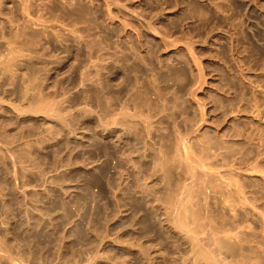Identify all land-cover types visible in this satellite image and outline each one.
Listing matches in <instances>:
<instances>
[{
  "label": "rangeland",
  "instance_id": "obj_1",
  "mask_svg": "<svg viewBox=\"0 0 264 264\" xmlns=\"http://www.w3.org/2000/svg\"><path fill=\"white\" fill-rule=\"evenodd\" d=\"M23 1L2 0L0 57L7 52L9 40L19 43L31 40L40 28L23 17ZM30 10L46 17L50 25L56 19L51 29L60 32L65 26L73 27L71 16L78 17L81 22L75 29L93 33L95 46L100 42L105 44L108 33L122 35L125 51L115 47L116 40L108 42L111 56H117V52L123 54L119 53L125 60L124 77L114 68L103 69L109 58L103 57L91 67L92 77L86 83L93 89L91 92L96 88L99 93L112 96L115 106H118L116 97H123L132 112L148 114L150 127L138 119L137 123L127 120L120 141L113 138L110 147H106L102 140L97 147L94 117L96 112L104 110L105 104L99 105L92 93L90 96L81 93L79 72L71 78L65 77L62 84L46 92L50 98L64 102L69 125L56 124L47 129L43 128L40 118H26L20 123H37L40 137H32L28 147L19 146L11 157L7 147L0 146V264H83V260L84 264H96L92 254L97 250H104L103 254L113 253V256L119 253L113 243L101 240L106 227L109 225L122 238L134 236L133 215L141 210L150 218L149 221L137 220L138 230H150L148 224L151 223L153 230L161 232L159 219L153 217L149 207L152 204L155 210L158 206L159 217L164 190L158 179H153L152 171L154 173V165L160 158V150L174 146L180 136L191 138L197 145L207 139L228 136L226 139L230 137L235 151L251 150L244 158L246 162L255 157L259 143H264V0H74L72 5L62 0H33ZM126 13H134V16ZM11 15L20 18L21 23L25 20L22 23L25 25L12 31L6 18ZM149 24L155 30L149 28ZM246 32L253 37L249 38ZM26 67V75L30 76L36 69V62ZM97 70L106 80L113 81L112 87L90 85L97 80ZM0 76V99L26 103L23 100L25 76L19 75L15 82L6 74ZM204 108L208 112L207 121L212 125L204 122L199 126L200 110ZM7 115H12L9 106L0 105V125L7 123ZM219 124L229 125L227 135ZM211 127L216 129L213 131ZM4 136L0 138L8 140ZM20 160L26 161L30 170L20 169ZM124 175L134 190L122 196L120 202L131 212L121 219L117 209V217L115 213L109 218L108 198L112 200L111 208L115 207L114 196L120 195L118 184ZM243 175L249 181L250 175ZM149 178L152 182L148 184ZM184 180L191 182L193 177L187 175ZM218 197L214 196L210 202L218 201ZM227 211L221 209L228 217ZM248 218L252 220L251 216ZM100 264L105 262L100 261Z\"/></svg>",
  "mask_w": 264,
  "mask_h": 264
},
{
  "label": "bare ground",
  "instance_id": "obj_2",
  "mask_svg": "<svg viewBox=\"0 0 264 264\" xmlns=\"http://www.w3.org/2000/svg\"><path fill=\"white\" fill-rule=\"evenodd\" d=\"M32 1L33 0L23 1L22 15L26 18L27 22L38 24L40 26L39 30L34 32V38L31 40L29 39L26 41L25 39V41L20 43L16 40H9L7 52L0 57V74L8 75L12 82H15L14 80L19 75L25 76L23 79L25 83L23 100H26V103L22 104L20 102L16 103L13 100L6 101L0 99V105L9 106L10 113L12 114L6 116L5 119L7 120V123L0 125V135L4 134L6 138H8V140H5V138L3 139V137L2 139L0 138V146L3 144L7 147V152H10H8L10 154L9 156H13L21 145L28 147L29 141L32 137L38 136L41 133L40 130L38 131L39 125L37 123H32L30 125L23 123L22 125L20 121L23 119L30 117L36 119L40 118L44 123L43 128L47 129L53 126L55 127L56 124L62 126L69 125L67 110L63 105L64 102H62V100L50 98L46 92L55 89L58 84H62L65 77H73L75 72H79L81 75V79L79 80V85L83 87L81 93L86 96H90L92 93V98H95L99 105L105 104L104 110L101 113L96 112L94 117V135L98 138L95 142L97 147L102 140L106 147H110V141H112L113 138L116 139V141H120L124 135V129L127 128V120L137 123L135 120L138 119L147 124V127H150L148 114L143 115L132 112L125 104L123 97H116L118 106H115L113 102L114 98L112 96H105L96 91V88L94 89V92H91L93 89L88 87V83H86L87 80H91L92 77L91 67L96 63L98 58L101 59L103 57H109L105 60L106 62L102 67L103 69L111 70L114 68L120 73L122 78L124 77V69L126 66L125 60L120 57V54L122 53L117 52V56H111L109 54L110 44L108 42L109 39L116 40L115 47L120 51H125L123 50L125 49V44H121L123 38L122 35L107 32L108 35L106 38L107 40L105 39L104 41L105 44L100 42L99 45L95 46L93 33L81 32L80 30L78 31L75 29V25L81 22L78 17H70L73 22L72 28L70 25V28H65V24L64 31L62 32L54 28L51 29V26L54 25V20L52 21V25H50V22L46 17L43 18L44 16L39 15L38 13L37 15L32 13L30 10V3ZM62 1L71 5L74 2V0ZM2 3V0H0V6L3 5ZM133 14H127V16L129 15L132 17L134 16ZM6 18L8 19L9 27L12 31H14L13 29L19 28V26L25 21L21 20L23 21L21 23L20 18L13 15ZM126 18L127 17H125V19ZM61 23L62 22L58 21V24ZM124 25H126V23ZM149 25V28L155 30L153 29V26L151 27L152 24ZM156 31L154 34H156ZM246 34L249 38L253 37L250 32H246ZM108 54L109 56H107ZM112 57L113 59H111ZM32 61L36 62V69L32 74H29L30 76H28L26 75L28 72H25L26 68H28L26 66ZM95 77H97V80L92 81L90 85H97L98 87L113 86V81L111 79L106 80L101 71L97 70ZM62 87L63 86H61V88ZM200 114L199 117H201V123L199 126H202L204 122L210 123V121H207L206 116L208 112L205 111V108L202 109V111L200 110ZM193 115H195L194 112ZM193 115L190 116L192 117ZM213 119L214 121L216 120L214 117ZM17 124H19L20 127L17 128ZM213 126L215 127V125ZM221 126V131L226 134L229 125ZM211 128L213 131L216 129L213 127ZM205 129L206 131L209 130V128ZM235 135L237 136L236 131ZM99 136L102 139L99 138ZM218 137L219 138L215 140L207 139L205 143L197 145L191 140V138L187 139L180 136L174 146H168L169 148L165 150L166 152L160 150L161 155L154 165V173L152 171V174L155 175V178L153 179H158L162 185L160 186L164 190V196L162 195L163 198L159 197L162 198L160 202L163 208L159 209L160 211L158 210L159 217H157L158 212L156 210L158 206L154 210V208L151 207V204L149 208L151 210L150 212L153 213V217L159 219V230L163 233L153 230L151 223L148 224L150 230H147L149 232L147 230H138L136 227L138 225H136V221L142 219H144L143 221H149L150 218L147 213L142 212L143 210L138 214L133 215L135 223L132 224L131 222L133 226L131 227L132 231L135 233L134 236L130 235L131 237L122 238L120 233H114L113 229L105 224L107 227L105 226L106 229L101 235V240H107L113 243L118 248L119 253L117 255L114 254L113 256V253L103 254L104 250L102 252L97 250V253L95 251L96 254H92V256L94 255V259L92 257L89 258V262L90 259H93L92 261L96 264H100V261L103 263L105 262V264H264V202H261L264 198V143H259L260 148L257 153H255V157H253L250 162H246L244 158L250 154L251 150H249L250 152H244L241 148L240 150L235 151L234 145L229 141L230 137L228 139H226L228 136H221V138L220 136ZM263 140L264 139H262V142ZM145 143L146 139L142 141L143 146ZM164 145L166 146L167 144ZM101 149L99 148V150ZM4 154L7 156V153ZM109 155L110 154L107 155L108 159L110 157ZM14 162L16 163V161ZM15 163L13 168L15 167ZM18 163H20V169L26 168L30 170L31 168L26 166V161L20 160ZM243 174L250 175L248 176L249 181L243 178ZM21 175L23 174L21 173ZM187 175L193 177L191 182L184 180V176ZM126 176L128 175L126 174ZM126 176L123 177L122 181H117V183L119 182L118 188L121 192L119 196H114L115 207L111 208L112 200L110 196L108 198L107 209L109 218L111 217L110 215H115L117 209H119L118 218H121L123 215L127 216V212H131V210L128 211L130 208L125 207L122 205L123 203L120 202L122 196L125 197L127 193H131V191L134 190L129 185ZM150 181L152 182L149 178V181L146 182L149 184L151 183ZM93 184L95 186L98 185L96 182ZM157 184L159 185V183ZM111 185L113 184L111 183ZM159 193L162 192L159 191ZM105 195L107 196V194ZM214 196H219V200L211 203L210 200ZM140 197L142 198V196ZM156 201L157 200L155 199V202ZM146 205L149 204L146 203ZM80 208V210L83 209V207ZM224 208L229 211L228 217L226 215L224 216L221 212V209L223 210ZM138 211L139 210L137 209V212ZM115 216L117 217V213ZM249 216H251L255 224L252 220H249ZM102 217L105 216L103 215ZM94 234L96 235L98 233ZM98 235L100 236V234ZM99 236L97 237L98 239ZM100 244H102L101 241ZM98 248H100V245ZM83 261V264L86 263L85 260Z\"/></svg>",
  "mask_w": 264,
  "mask_h": 264
}]
</instances>
